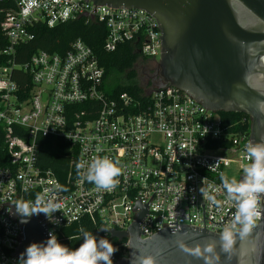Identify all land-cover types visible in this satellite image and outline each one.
Wrapping results in <instances>:
<instances>
[{"label": "built area", "instance_id": "built-area-1", "mask_svg": "<svg viewBox=\"0 0 264 264\" xmlns=\"http://www.w3.org/2000/svg\"><path fill=\"white\" fill-rule=\"evenodd\" d=\"M79 20L104 27L105 52L130 43L143 60L159 62L157 23L143 10H107L89 0H0V34L6 41L0 54L8 58L0 66V127L10 158V165L0 168V264L18 260L10 255L21 236L8 213L17 200L59 203L53 214L58 225L44 216L46 239L52 232L63 245L73 238L64 231L77 225L118 249L112 261L128 256L129 239L118 240L109 231H127L141 214L134 210L135 202L147 207L146 219L138 225L140 239L174 226L220 234L235 212L220 174L229 180L233 170L238 181L242 177L250 142L244 119L239 131L230 130L218 113L168 85L141 88L138 95L107 93L104 70L81 40L63 53L38 50L26 63H15L16 48L33 39L36 25L52 29ZM16 70L29 79L20 88L12 78ZM45 139L70 146L63 183L38 164ZM51 147L56 148L55 142ZM97 157H107L121 169L112 190L97 189L86 180L88 165ZM209 196L222 205L217 208Z\"/></svg>", "mask_w": 264, "mask_h": 264}, {"label": "water", "instance_id": "water-1", "mask_svg": "<svg viewBox=\"0 0 264 264\" xmlns=\"http://www.w3.org/2000/svg\"><path fill=\"white\" fill-rule=\"evenodd\" d=\"M89 1L107 10L149 14L160 34L157 71L162 84L157 87H174L214 113L248 116L250 141L264 142V0ZM133 208L141 214L126 232L109 231L118 240L129 239L128 256L113 264H136L137 257L147 255L156 256L157 264H204L180 243L202 254L205 246H214L218 264H264V215L245 239L236 237L228 260L229 254L220 251V234L201 228L167 227L140 239L138 225L146 219L147 207L135 202ZM8 213L21 236L11 257L19 258L29 244L47 240L44 214L21 224L12 206Z\"/></svg>", "mask_w": 264, "mask_h": 264}, {"label": "clouds", "instance_id": "clouds-1", "mask_svg": "<svg viewBox=\"0 0 264 264\" xmlns=\"http://www.w3.org/2000/svg\"><path fill=\"white\" fill-rule=\"evenodd\" d=\"M260 111L264 112V105L260 106ZM245 153L247 162L242 166V177L239 181L228 180L223 173L220 174L226 199L235 205L231 220L224 225L219 235L220 251L229 254L228 260H231L236 237L245 239L256 226V221L264 215V196L261 195L264 194V142L250 141L245 146ZM120 174L121 169L114 161L107 157H97L88 165L85 177L97 189L112 190L117 186L116 178ZM201 193L203 195V191ZM209 199L217 208L222 205V201L214 196H209ZM12 205L21 224H27L31 217L38 214H44L51 223L59 224V220L53 216L60 207L59 203L49 200L41 206L40 199L37 198L31 203L17 200ZM79 232L82 243L78 248L70 249L62 245L57 236L49 232L47 240L29 244L20 254L16 264H113L111 257L118 249L114 248L108 239L98 238L84 228H80ZM179 247L184 252L203 259L204 264H218L219 257L214 246H205V254H202L199 248L192 251L183 243H180ZM136 264H157V258L153 255L139 256L136 258Z\"/></svg>", "mask_w": 264, "mask_h": 264}, {"label": "trees", "instance_id": "trees-1", "mask_svg": "<svg viewBox=\"0 0 264 264\" xmlns=\"http://www.w3.org/2000/svg\"><path fill=\"white\" fill-rule=\"evenodd\" d=\"M33 39L20 44L15 51L14 61L16 64L26 63L31 55L38 50L48 53H63L69 44L75 40H81L95 54L99 65L104 70V84L111 87V93L140 94L141 87L137 82V74L134 70L136 61L140 58L133 44L125 43L117 47L113 52H105L103 49L105 30L98 23L85 25L79 20L73 23L56 26L52 29L44 25H36L32 30ZM6 41L0 34V51L5 48ZM8 58L0 54V66L7 63ZM12 78L18 87H23L29 82L28 77L22 71H14ZM224 127L233 131H239L240 120L244 119L243 130H248V116L237 113H218ZM4 132L0 127V168L10 165V158L3 143ZM38 151V164L43 169H51L58 180L63 183L68 174V164L71 160L70 146L59 140L45 139L41 141ZM55 142L56 148H52ZM52 150V151H51ZM64 233L73 238L63 242L70 249H76L82 243V238L77 225L66 229Z\"/></svg>", "mask_w": 264, "mask_h": 264}, {"label": "rangeland", "instance_id": "rangeland-1", "mask_svg": "<svg viewBox=\"0 0 264 264\" xmlns=\"http://www.w3.org/2000/svg\"><path fill=\"white\" fill-rule=\"evenodd\" d=\"M159 61V57L155 60V62ZM157 63L152 62L150 59L149 60H143L142 58H139L135 65H134V70L137 74V82L139 86L142 89H150L151 87H148L146 85V81L150 77V75L157 69ZM107 93H111V87H106L105 88ZM238 176L235 174V171L231 170L229 174V180L231 179H236L238 181Z\"/></svg>", "mask_w": 264, "mask_h": 264}, {"label": "flooded vegetation", "instance_id": "flooded-vegetation-1", "mask_svg": "<svg viewBox=\"0 0 264 264\" xmlns=\"http://www.w3.org/2000/svg\"><path fill=\"white\" fill-rule=\"evenodd\" d=\"M162 84V81L159 77L157 69L153 71V73L150 75L148 80L146 81V85L148 87H157Z\"/></svg>", "mask_w": 264, "mask_h": 264}]
</instances>
